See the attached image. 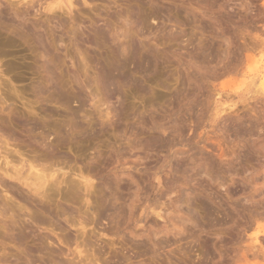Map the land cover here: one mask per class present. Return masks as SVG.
<instances>
[{
	"label": "rangeland",
	"instance_id": "374dc122",
	"mask_svg": "<svg viewBox=\"0 0 264 264\" xmlns=\"http://www.w3.org/2000/svg\"><path fill=\"white\" fill-rule=\"evenodd\" d=\"M44 1L0 0V168L60 184L0 173V264H264V0Z\"/></svg>",
	"mask_w": 264,
	"mask_h": 264
},
{
	"label": "bare ground",
	"instance_id": "6f19581e",
	"mask_svg": "<svg viewBox=\"0 0 264 264\" xmlns=\"http://www.w3.org/2000/svg\"><path fill=\"white\" fill-rule=\"evenodd\" d=\"M26 1V0H25ZM32 1V0H31ZM45 1H47L45 4L44 3H42V4H44V6H43V10L44 11H53V9H55V10H58V9H61V8H64V9H66L67 10V12L68 13H70V12H72V6H73V3L75 4V2H77V1H75V2H73V0H54V2H56V3H53V1H48V0H45ZM44 1V2H45ZM11 3V2H10ZM28 3V2H27ZM32 3V2H31ZM10 5H12V4H10ZM33 5V4H32ZM55 5V6H54ZM40 8H42V5H40ZM48 13V12H47ZM53 13V12H52ZM17 28V27H16ZM20 29V28H19ZM15 31V30H14ZM11 32V31H10ZM10 32H9V34H10ZM12 33V32H11ZM19 34V33H18ZM17 34V35H18ZM11 35H13V33L11 34ZM22 35H20V37H21ZM19 39H21V38H19ZM3 40V39H2ZM7 40V39H6ZM22 40H24V38L22 39ZM20 41V40H19ZM3 43V42H2ZM124 51V50H123ZM122 52V51H121ZM120 52V53H121ZM123 54H124V52H123ZM126 55V54H125ZM144 66V65H143ZM140 67H142V66H140ZM115 68V67H114ZM143 68H145V67H143ZM146 68H148L147 66H146ZM142 69V68H141ZM117 70V69H116ZM140 70V69H139ZM144 70V69H143ZM142 70V71H143ZM146 70V69H145ZM141 72V71H140ZM103 75H104V84L106 83V79H108L109 80V78H111L110 80L112 81V79H116V81H114L113 80V82H117L118 83V81L120 82V80L119 79H121V72L120 71H117L116 72V74H113L112 73V71L108 68H106L105 70H104V72H103ZM123 75V74H122ZM123 77V76H122ZM107 80V81H108ZM111 81H109V82H111ZM133 81V80H132ZM103 82H101L102 84H103ZM108 83V82H107ZM116 83V84H117ZM115 86H113V87H111L112 88V92L116 95V94H119L120 93V90H121V88H120V85H116L115 83H113ZM106 85H108V84H106ZM106 85L105 86H102V87H104V88H106ZM111 85V84H110ZM108 88V87H107ZM40 91V90H39ZM258 91V90H257ZM105 92H106V90H105ZM41 93V92H40ZM60 93V92H59ZM61 94V93H60ZM263 95V94H262ZM255 97V96H254ZM253 97V98H254ZM259 97V96H258ZM252 98V97H251ZM65 97L63 96V94L61 95V96H57L56 97V101H59V103H65L64 101H65ZM55 101V102H56ZM109 114V112H106V115H108ZM101 116H102V114H101ZM109 116V115H108ZM108 119V118H107ZM60 123V122H59ZM38 125L37 124H35L34 125V128L36 127V128H39V127H37ZM39 126H41V125H39ZM43 126H45V125H43ZM50 128V127H49ZM79 128V125H77V124H73V123H64V122H62V124H60V126H58V125H56L55 126V128L53 129V130H55V131H53V132H55L56 134H61L62 133V136H63V134H64V137L66 136V137H74V138H76L77 136L79 137L80 135H82V132H79L78 129ZM78 129V130H77ZM86 129V128H85ZM93 131V130H92ZM235 131H236V129H235ZM84 132V131H83ZM87 132H89L88 130H87ZM240 132H242V131H240ZM239 133V132H238ZM249 134V133H248ZM83 135H85V133L83 134ZM92 135V134H91ZM246 135V134H245ZM46 136V135H45ZM48 136V135H47ZM77 137V138H78ZM81 138H82V136H80ZM79 137V138H80ZM86 137H88V136H86ZM44 139V138H43ZM43 139H40L41 140V142H43L44 140ZM71 139V138H70ZM56 140V139H55ZM57 141V140H56ZM40 142V143H41ZM58 142H59V140L54 144V142H52V144L51 143H46V145H47V147L49 148H52V147H54V145H56V144H58ZM62 143V142H61ZM42 144V143H41ZM62 144H64V143H62ZM61 145V144H60ZM43 146V145H42ZM45 146V145H44ZM46 147V148H47ZM249 147V146H248ZM45 148V147H44ZM45 148V149H46ZM47 148V149H48ZM9 153V152H8ZM8 153H6V154H8ZM247 154V153H246ZM10 155V154H9ZM3 157H2V159L4 160V162H5V164L4 165H6V168L4 167L3 169H5V171H3V169H1L0 168V173L4 176H7V177H10L11 179H14V180H16V181H18L21 185H24V187L26 188V190H27V193H29V195L31 194V196H34V197H38V199L40 200V201H42L41 203H43L44 202V200L45 199H47V197H48V199H50L49 198V195H48V193H50V192H46V190H47V186H49L50 184L49 183H56V184H60V182H59V180H57V175H55V171L56 170H59V169H49L48 167L46 168V166H44V165H41L42 163L41 162H39V160L37 161V160H33V163H32V165H31V162L27 165V166H25L27 169L25 170V168H24V166L23 167H20V168H16V166H18L19 164H21V166L22 165H24L25 163H21V161H19L20 163L18 164V163H16V162H13V163H16V164H18V165H14L13 163V165H10V167H11V170L13 171V175H11L10 174V172L8 171V169H10V167L9 168H7V166H9V164L13 161H11V159H9L8 158V156L7 155H2ZM9 159V160H8ZM27 164V163H26ZM25 164V165H26ZM41 165V166H40ZM39 166V167H38ZM51 166V165H50ZM24 170H23V169ZM53 170V171H52ZM85 173V172H84ZM82 178V177H81ZM2 179V181H4V179L3 178H1ZM87 182H88V179H85V181L83 182V186L86 188V189H88L89 187V185H87ZM75 184H77V183H75ZM71 185V184H70ZM52 186H55V185H52ZM51 187V185L49 186V188ZM74 188L75 187H77L78 188V185L77 186H73ZM54 188V187H53ZM72 188V187H71ZM18 189V188H17ZM76 189V188H75ZM50 190V189H49ZM66 190V189H65ZM68 190V189H67ZM77 190V189H76ZM92 191V190H91ZM110 191V190H109ZM88 192V191H87ZM91 193V192H90ZM66 194V193H65ZM68 194V193H67ZM52 195V194H51ZM50 195V196H51ZM69 197V196H68ZM67 197V198H68ZM30 198V197H29ZM70 198H72V197H70ZM69 199V198H68ZM65 202H66V200H65ZM45 204V203H44ZM3 205V204H2ZM45 206V205H44ZM209 210V209H208ZM214 210H215V208H214ZM104 211V210H103ZM106 211V210H105ZM206 211V210H205ZM2 213V212H1ZM101 213V212H100ZM204 213V212H203ZM3 214V213H2ZM31 214V213H30ZM156 214H157V212H156ZM158 214H160V213H158ZM6 215V214H5ZM29 215V214H28ZM102 215V214H101ZM35 216H37V215H35ZM34 216V217H35ZM59 216V215H58ZM160 216V215H159ZM32 217V216H31ZM100 218V217H99ZM32 219V218H31ZM38 220V219H37ZM40 221V220H39ZM33 222V221H32ZM39 223V222H38ZM14 227V226H13ZM7 229V228H6ZM13 230V229H12ZM10 231V230H9ZM260 231V230H259ZM264 233V232H263ZM14 237H12V238H9V239H12L14 242H15V244L18 242V243H20L18 240H20L21 238H20V236H16V235H13ZM44 237V236H43ZM64 238H66V237H64ZM63 238V239H64ZM46 239V238H45ZM12 240H10V241H12ZM22 241V240H21ZM200 248V247H199ZM202 248V247H201ZM200 248V249H201ZM51 250V249H50ZM201 252H203V250L202 251H200V253ZM199 254V253H198ZM203 253H201V254H199V255H202Z\"/></svg>",
	"mask_w": 264,
	"mask_h": 264
}]
</instances>
